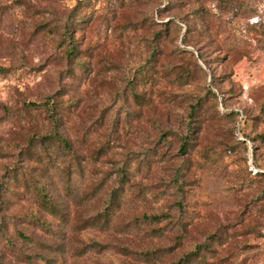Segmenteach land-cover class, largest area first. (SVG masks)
<instances>
[{
  "label": "rangeland",
  "instance_id": "obj_1",
  "mask_svg": "<svg viewBox=\"0 0 264 264\" xmlns=\"http://www.w3.org/2000/svg\"><path fill=\"white\" fill-rule=\"evenodd\" d=\"M0 264H264V0H0Z\"/></svg>",
  "mask_w": 264,
  "mask_h": 264
},
{
  "label": "trees",
  "instance_id": "obj_2",
  "mask_svg": "<svg viewBox=\"0 0 264 264\" xmlns=\"http://www.w3.org/2000/svg\"><path fill=\"white\" fill-rule=\"evenodd\" d=\"M72 53L73 52L69 53V56ZM46 104H47V107L50 108V106H51L50 102L48 101ZM55 112H56V110L54 111V109L52 108V110H51V117L52 118H55L54 117ZM55 122H57L56 118H55ZM41 140L44 142L45 145L48 142H53L56 145H58L59 149L64 151L67 155H71V154L74 155V151H73V148H72L70 142L66 138H64L62 135H59L58 133H57V135L46 136V137L42 138ZM183 151H185V148H183ZM51 156H52L51 154H47L46 155V161H48V162L55 161V158H57V155H55V157H53V158ZM68 173H70V172H68ZM41 193L43 196L42 197L43 202L49 204L51 207H54V205L51 201L50 195L44 190V188L41 190Z\"/></svg>",
  "mask_w": 264,
  "mask_h": 264
}]
</instances>
